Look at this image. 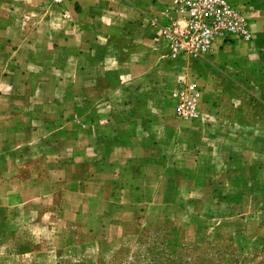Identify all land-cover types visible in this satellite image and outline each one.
Returning <instances> with one entry per match:
<instances>
[{"label":"crops","instance_id":"obj_1","mask_svg":"<svg viewBox=\"0 0 264 264\" xmlns=\"http://www.w3.org/2000/svg\"><path fill=\"white\" fill-rule=\"evenodd\" d=\"M173 2L0 0V232L30 205L47 230L149 215L264 251V0H228L253 39L199 61L168 58L149 25ZM181 81L202 91L192 121L175 116Z\"/></svg>","mask_w":264,"mask_h":264},{"label":"rangeland","instance_id":"obj_2","mask_svg":"<svg viewBox=\"0 0 264 264\" xmlns=\"http://www.w3.org/2000/svg\"><path fill=\"white\" fill-rule=\"evenodd\" d=\"M32 208L25 205L22 214L14 215L13 211L10 217H6L18 230L0 232V264H112L117 257L132 253L138 246L139 239L148 241L145 239L147 233L164 232L158 230L161 229L162 220L149 215L140 216L136 222L130 220L128 223L127 220L123 230L114 226L107 227L102 216L86 215L74 218L66 228L62 225L57 231L47 230L46 226L43 227L38 221L39 218L25 214ZM96 219L101 227L89 231L91 221ZM229 239L223 237L218 242L230 245L235 250L241 249L238 239ZM98 243L100 249L94 248ZM197 246L200 251L206 247L203 243ZM244 254L249 259L248 264H264V251L255 256Z\"/></svg>","mask_w":264,"mask_h":264},{"label":"built area","instance_id":"obj_3","mask_svg":"<svg viewBox=\"0 0 264 264\" xmlns=\"http://www.w3.org/2000/svg\"><path fill=\"white\" fill-rule=\"evenodd\" d=\"M59 6L70 0H48ZM164 21L157 17L149 25L167 47L173 60L199 61L209 56L215 45H230L233 40L253 39L247 17L228 0H174L163 11ZM200 87L194 81H181L171 91L178 120L192 121L198 117Z\"/></svg>","mask_w":264,"mask_h":264},{"label":"trees","instance_id":"obj_4","mask_svg":"<svg viewBox=\"0 0 264 264\" xmlns=\"http://www.w3.org/2000/svg\"><path fill=\"white\" fill-rule=\"evenodd\" d=\"M160 223L162 226L158 230L164 231L162 234L147 233L145 239L148 241L139 239L138 246L132 253L117 257L112 264H248L249 262L242 247L240 250H235L230 245L219 243V239L205 243L187 242L180 229L172 227L168 221ZM202 243L206 247L200 251L197 245Z\"/></svg>","mask_w":264,"mask_h":264}]
</instances>
